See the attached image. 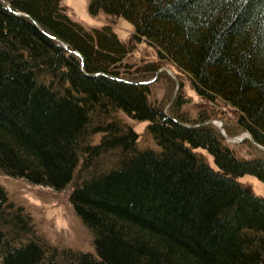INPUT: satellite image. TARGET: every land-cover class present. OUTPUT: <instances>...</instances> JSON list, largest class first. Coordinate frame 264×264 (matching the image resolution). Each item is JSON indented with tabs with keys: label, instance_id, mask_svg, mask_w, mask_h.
<instances>
[{
	"label": "trees",
	"instance_id": "obj_1",
	"mask_svg": "<svg viewBox=\"0 0 264 264\" xmlns=\"http://www.w3.org/2000/svg\"><path fill=\"white\" fill-rule=\"evenodd\" d=\"M87 12L128 22L157 56L145 73L174 67L264 148V0H89ZM128 49L60 0H0V174L68 188L92 246L50 245L0 186V264H264V198L238 183L264 185V159H236L178 99L167 113L151 104ZM122 117L146 123L155 148Z\"/></svg>",
	"mask_w": 264,
	"mask_h": 264
},
{
	"label": "rangeland",
	"instance_id": "obj_2",
	"mask_svg": "<svg viewBox=\"0 0 264 264\" xmlns=\"http://www.w3.org/2000/svg\"><path fill=\"white\" fill-rule=\"evenodd\" d=\"M89 0H60L70 21L87 29H99L110 25L118 40L129 49L126 58L128 70L137 72L139 80L150 88L149 101L161 107L165 113L177 99L180 103L179 111L189 120H196L200 114L209 118L207 125L217 130L224 140L227 148L238 160L263 158L264 150L255 146L249 135L240 133L235 127L236 115L221 102L210 104L199 99L192 91L187 78L174 67L164 64L155 73H145L148 64L158 65L155 52L144 43H132L133 29L123 19H107L99 15L90 17L87 12ZM144 68V69H143ZM134 69H137L134 71ZM145 70V71H144ZM179 97V98H178ZM138 136V146L142 149H154L155 145L146 132V123H136L127 117H122ZM226 132L231 137L227 138ZM235 140H243L238 144H230ZM227 141H231L227 143ZM264 149V148H263ZM201 155L208 165L216 169L213 160L203 150L195 151ZM242 186L249 188L252 193L264 198V185L253 177L244 176L238 180ZM0 186L5 190L9 202L22 208L35 226L37 234L43 237L50 245L61 249H70L77 252L92 253L90 236L68 204L69 189L54 192L50 189L31 186L23 180L9 178L0 174Z\"/></svg>",
	"mask_w": 264,
	"mask_h": 264
},
{
	"label": "bare ground",
	"instance_id": "obj_3",
	"mask_svg": "<svg viewBox=\"0 0 264 264\" xmlns=\"http://www.w3.org/2000/svg\"><path fill=\"white\" fill-rule=\"evenodd\" d=\"M250 138V137H249ZM236 142H231V141H227V143H230V144H238L239 142H241V141H243V140H235ZM252 143L255 145V146H257L253 141H252ZM258 147V146H257ZM260 148V147H259ZM263 149V148H262Z\"/></svg>",
	"mask_w": 264,
	"mask_h": 264
},
{
	"label": "water",
	"instance_id": "obj_4",
	"mask_svg": "<svg viewBox=\"0 0 264 264\" xmlns=\"http://www.w3.org/2000/svg\"><path fill=\"white\" fill-rule=\"evenodd\" d=\"M223 139L227 140L225 137H223ZM262 150H264V149H262Z\"/></svg>",
	"mask_w": 264,
	"mask_h": 264
}]
</instances>
